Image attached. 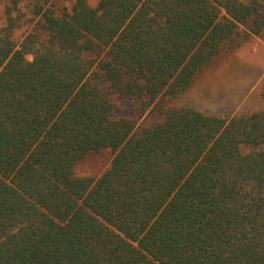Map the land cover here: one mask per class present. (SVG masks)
<instances>
[{
  "label": "trees",
  "instance_id": "obj_1",
  "mask_svg": "<svg viewBox=\"0 0 264 264\" xmlns=\"http://www.w3.org/2000/svg\"><path fill=\"white\" fill-rule=\"evenodd\" d=\"M25 1L0 25V264H264V110L168 104L264 34V0Z\"/></svg>",
  "mask_w": 264,
  "mask_h": 264
},
{
  "label": "rangeland",
  "instance_id": "obj_2",
  "mask_svg": "<svg viewBox=\"0 0 264 264\" xmlns=\"http://www.w3.org/2000/svg\"><path fill=\"white\" fill-rule=\"evenodd\" d=\"M11 0H0V25L6 23V5ZM59 8L70 7L72 0H51ZM26 1L20 4L23 12L33 15L32 3L26 7ZM30 24L19 27L15 37L22 42ZM264 78V34L254 35L237 47L225 45L215 58L195 77L190 88L177 98L170 99V106L191 104L205 113L215 115H235L256 110H264L261 95ZM120 114L129 113V105L122 102ZM161 115H145L140 126L161 119ZM113 152L108 149L93 150L77 163L78 175L100 176L110 165Z\"/></svg>",
  "mask_w": 264,
  "mask_h": 264
}]
</instances>
